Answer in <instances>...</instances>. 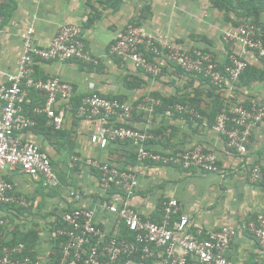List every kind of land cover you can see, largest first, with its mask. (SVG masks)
Instances as JSON below:
<instances>
[{
	"label": "crops",
	"instance_id": "crops-1",
	"mask_svg": "<svg viewBox=\"0 0 264 264\" xmlns=\"http://www.w3.org/2000/svg\"><path fill=\"white\" fill-rule=\"evenodd\" d=\"M0 4L5 12V23L0 28V85L16 71L23 32L34 29L35 43L47 47L63 25L79 24L87 47L100 65L94 67L79 61L39 62L35 66L36 77H56L72 85L75 106L93 93L133 107L147 95L162 100H195L203 114L200 121L168 118L162 111L149 115L135 110L127 125L155 134L158 138L151 142V147L157 151L172 152L202 145L217 154L220 169L217 173H202L138 164L133 148L122 144L99 149L90 142L99 123L79 119L71 111H65L60 130H55L47 118L48 126L38 127V122L23 137L50 155L53 169L64 186L48 191L39 181L11 172L8 178L30 206L0 211L9 218L5 239L28 240L35 264H55L57 244L52 234L61 221L62 211L90 206L87 199L77 204L69 201L65 187L83 191L92 199L101 197L99 175L86 164L89 159L136 170L140 189L132 205L155 219L160 216V204L170 198L182 204L194 231H216L264 215V125L253 132L248 152L234 155L215 131L212 118L220 102L229 106L252 103L264 106L262 61L254 53H247L243 58L252 70L238 85L226 82L222 89H217L164 61H161V73L152 76L108 55L109 46L128 24L134 23L157 39L199 49L210 54L219 66H226L233 54H241V46L225 43L224 34L247 21L264 30V5L245 0H0ZM168 130L171 132L167 139L160 138ZM255 165L261 167L263 174L256 183L249 179ZM99 218L101 227L110 226L106 217ZM228 258L237 264H263L264 252L254 237L239 233Z\"/></svg>",
	"mask_w": 264,
	"mask_h": 264
},
{
	"label": "built area",
	"instance_id": "built-area-1",
	"mask_svg": "<svg viewBox=\"0 0 264 264\" xmlns=\"http://www.w3.org/2000/svg\"><path fill=\"white\" fill-rule=\"evenodd\" d=\"M4 23L5 12L0 4V28ZM223 40L241 46V54H233L224 71L210 54L181 47L167 39H157L134 23L128 24L109 46L108 55L152 76L161 73V61H164L179 67L186 75L202 76L220 89L226 82L239 83L249 65L243 58L247 53H254L264 66V30L258 25L244 22L226 32ZM20 45L16 71L0 85V211L30 206L8 178L11 172L39 181L48 191L63 188L50 155L23 135L36 127L41 117L47 118L55 130H60L65 111L74 112L79 119L99 123L98 131L90 136L91 144L99 149L122 144L133 148L138 164L187 172L220 171L217 154L205 150L202 145L172 152L157 151L151 147V142L158 138L155 134L127 125L135 110L149 115L162 111L168 118L177 115L198 117L190 105L167 106L162 99L147 95L133 107L93 93L75 106L72 85L56 77H36L35 66L39 62L79 61L94 67L100 65L84 41L81 25H63L47 47L35 43L34 29L29 28L22 33ZM263 125L264 106L236 104L223 108L214 129L224 138L231 153L245 155L253 132ZM170 132L166 131L160 138L167 139ZM86 164L98 172L101 197L92 199L83 191L65 187L69 201L77 204L87 199L90 206L62 211L61 221L52 234L54 243L59 242L57 264H237L228 258V252L239 233L254 237L264 252L262 214L242 220L237 226L194 231L190 216L183 212L177 199L170 198L160 204L158 219L152 214L141 213L132 205L140 189L136 170L93 159ZM262 177L261 167L255 165L250 172V181L256 183ZM101 215L109 221V227H101ZM8 225V216L0 212V264H35L25 244L13 245L5 239Z\"/></svg>",
	"mask_w": 264,
	"mask_h": 264
},
{
	"label": "trees",
	"instance_id": "trees-1",
	"mask_svg": "<svg viewBox=\"0 0 264 264\" xmlns=\"http://www.w3.org/2000/svg\"><path fill=\"white\" fill-rule=\"evenodd\" d=\"M245 1H247V2H249V3H251V4H258V5H264V3L263 2H261V1H259V0H245ZM137 25V24H136ZM175 68H177L180 72H182L183 74H185L184 72H183V70L182 69H180L179 67H175ZM220 69L222 70V71H224L225 70V66H220ZM252 69H251V66L250 65H248L247 66V68L245 69V71L243 72V74L241 75V77H240V81H239V83L243 80V78L246 76V74H248L250 71H251ZM186 75V74H185ZM190 76H194V75H190ZM194 77H196L198 80H200L201 82H206V83H208V84H210L212 87H215V88H217V89H220V88H218V87H216V86H214L208 79H205V78H203L202 76H194ZM238 83V84H239ZM238 84H236V85H238ZM164 100V103L167 105V106H170V105H174V104H177V103H179V104H183V105H190L192 108H194L195 109V111H196V113H197V115H198V117H192V116H190V115H177V117L178 118H185V119H189V120H192V119H194V120H198V121H200L201 119H202V111L200 110V107H199V105L195 102V100H192V99H174V100H165V99H163ZM77 105V104H76ZM246 106H249L248 104H245ZM224 107H226V105H224V103H222V102H220L219 104H218V107H217V109L215 110V113H214V116L212 117L214 120H213V122H214V125L216 124V120H217V117H218V115L221 113V111L223 110V108ZM38 122H39V125H38V127H45V125L46 126H48L47 125V120H46V118L45 117H41V118H38ZM48 130H50L49 129V127H48ZM53 130V129H52ZM134 159H135V157H134ZM136 161V160H135ZM97 172V171H96ZM9 243H11V244H17V243H23V244H25L26 245V247H27V249H29L30 250V247H31V244L29 243V241L28 240H15V241H12V242H9ZM57 245H59V242L57 243ZM57 247V246H56ZM56 260H55V264H57V262L59 261V257H60V250L58 249V247L56 248Z\"/></svg>",
	"mask_w": 264,
	"mask_h": 264
}]
</instances>
